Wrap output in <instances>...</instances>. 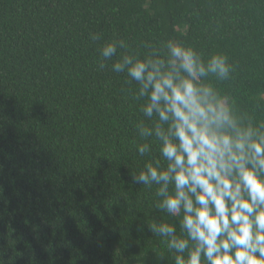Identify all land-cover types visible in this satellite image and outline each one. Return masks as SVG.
Listing matches in <instances>:
<instances>
[{
	"label": "trees",
	"instance_id": "16d2710c",
	"mask_svg": "<svg viewBox=\"0 0 264 264\" xmlns=\"http://www.w3.org/2000/svg\"><path fill=\"white\" fill-rule=\"evenodd\" d=\"M120 39L141 59L169 39L225 55L232 78L209 82L256 111L264 0H0V264H174L150 225L179 233L182 217L131 179L148 160L165 164L137 132L148 122L138 85L111 70L118 57L99 67Z\"/></svg>",
	"mask_w": 264,
	"mask_h": 264
},
{
	"label": "clouds",
	"instance_id": "9594fccd",
	"mask_svg": "<svg viewBox=\"0 0 264 264\" xmlns=\"http://www.w3.org/2000/svg\"><path fill=\"white\" fill-rule=\"evenodd\" d=\"M128 47L123 39L104 44L99 67L118 57L111 70L138 85L134 98L144 101L148 122L140 120L137 132L158 142L165 161L148 160L131 179L156 186L157 209L182 217L179 233L163 220L150 230L174 253V264H264V91L253 100L254 113L241 112L209 82L232 78L225 55L204 59L172 39L163 54L145 44L151 51L144 59ZM137 152L150 155L152 144H138Z\"/></svg>",
	"mask_w": 264,
	"mask_h": 264
}]
</instances>
